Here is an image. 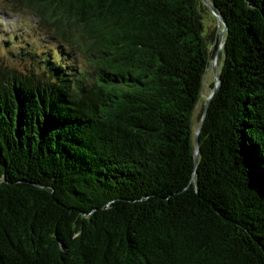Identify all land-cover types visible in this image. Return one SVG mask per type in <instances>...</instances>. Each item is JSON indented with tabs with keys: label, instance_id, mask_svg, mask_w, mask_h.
<instances>
[{
	"label": "trees",
	"instance_id": "trees-1",
	"mask_svg": "<svg viewBox=\"0 0 264 264\" xmlns=\"http://www.w3.org/2000/svg\"><path fill=\"white\" fill-rule=\"evenodd\" d=\"M4 1L53 45L0 61V264H264V0H211L197 162L203 0Z\"/></svg>",
	"mask_w": 264,
	"mask_h": 264
},
{
	"label": "rangeland",
	"instance_id": "rangeland-1",
	"mask_svg": "<svg viewBox=\"0 0 264 264\" xmlns=\"http://www.w3.org/2000/svg\"><path fill=\"white\" fill-rule=\"evenodd\" d=\"M207 5V4H206ZM204 20L208 34L211 35L213 29L221 30L218 16L207 5L204 11ZM209 38H211L209 36ZM220 41V56L216 63V70L211 60L204 77L202 96L195 110V129L201 122V113L205 105L206 98L212 92L217 81V74L223 62V42ZM53 37L48 29L29 10L21 9L20 12L10 11L8 4L0 0V61L11 66L25 68L30 64V57L26 51L28 49L40 51L52 46ZM30 51V50H29ZM81 61H85L80 57ZM213 59V58H212Z\"/></svg>",
	"mask_w": 264,
	"mask_h": 264
},
{
	"label": "water",
	"instance_id": "water-1",
	"mask_svg": "<svg viewBox=\"0 0 264 264\" xmlns=\"http://www.w3.org/2000/svg\"><path fill=\"white\" fill-rule=\"evenodd\" d=\"M212 10L213 12L218 16V20H219V25L221 27V30H220V34H219V39L220 41L222 40V38L224 37L225 35V31L228 27V23H227V20L226 18H224L221 13L217 10L216 6L214 5V3L211 1V0H203ZM220 48L221 46L218 45V48L216 50V53L212 59V62L214 64V70H216V63L218 61V58L220 56ZM220 83H221V78H220V75L217 74V81H216V84L214 85V88L212 90V92L208 95V97L206 98V101H205V105H204V110H203V114H202V118H201V122L199 124V126L197 127L196 131H195V145L197 147L196 149V152H195V161L197 162L198 161V158H199V136H200V130L202 128V125L205 121V118H206V115H207V111H208V108H209V105H210V102H211V99L213 97V95L216 93V91L218 90L219 86H220Z\"/></svg>",
	"mask_w": 264,
	"mask_h": 264
}]
</instances>
